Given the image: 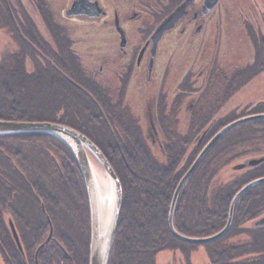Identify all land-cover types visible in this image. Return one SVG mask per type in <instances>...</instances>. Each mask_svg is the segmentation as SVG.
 <instances>
[{
    "label": "trees",
    "instance_id": "1",
    "mask_svg": "<svg viewBox=\"0 0 264 264\" xmlns=\"http://www.w3.org/2000/svg\"><path fill=\"white\" fill-rule=\"evenodd\" d=\"M1 1L4 26L12 29L23 48L0 59V118L71 125L87 134L108 156L124 188L109 264H156V255L167 249L181 250L184 261L193 264L192 252L199 245L206 246L210 264H264V225L248 223L264 213V183L240 197L233 224L223 237L203 244L176 237L168 224L171 198L206 143H195L193 152L187 151L192 140H179L176 146L171 143L168 161L161 163L147 141H113L111 125L107 118H100L97 105L107 108L108 93H95L98 87L75 53L69 34L56 31V43L48 41L23 9L20 32L33 44L36 40L37 48L24 46L28 45L26 39L17 31L5 0ZM14 14L17 17L16 11ZM51 19L47 20L49 28L57 25L53 15ZM262 52L256 74L264 71ZM245 73L244 83L253 75L250 69ZM236 90L234 77L218 102L209 106L208 118L192 126L194 136L207 129L210 138L228 122L247 114L232 110L219 115ZM253 108L247 112L264 111V100ZM260 156H264V119L250 120L228 131L182 188L174 214L176 228L190 236L221 230L234 194L250 180L264 176V161L237 170L228 178L218 176L233 162ZM10 219L23 250L14 239ZM51 231V239L39 249ZM90 235L87 190L69 148L41 132L0 135V249L9 253L8 264H89Z\"/></svg>",
    "mask_w": 264,
    "mask_h": 264
},
{
    "label": "flooded vegetation",
    "instance_id": "2",
    "mask_svg": "<svg viewBox=\"0 0 264 264\" xmlns=\"http://www.w3.org/2000/svg\"><path fill=\"white\" fill-rule=\"evenodd\" d=\"M185 1L65 0L61 9L62 17H65L64 13L74 4L82 2L80 13L67 17L81 22H76V32L75 29H71L73 25L63 23L61 20L53 28H48V32L53 35V40L47 39L48 41L56 43L55 32L65 31L69 34L72 45L75 41L76 45H81L80 49L74 50L82 61L83 51H88L90 47L96 48L90 56L94 71L90 72L88 69L87 71L98 87L99 91L95 89V93L97 95L101 91L108 93L107 108L97 105L100 118H107L108 124L111 125L112 140H125L128 143L147 141L153 153L159 151L166 156L162 161L165 163L168 161L170 138L172 144L179 140L183 142L192 140L190 145L192 152L196 144L200 146L202 143L197 137L198 134L194 136L191 132V128L201 125L204 119L208 118L209 106L207 108L204 106L203 112L196 109L201 104L199 92L203 90L202 85L197 86L196 82L201 80L208 83L211 77L219 72L230 76L227 74L229 65L226 59L234 58L235 55L237 59L243 51V45L239 40L231 37L230 23H227L230 8H233L231 0H192L184 9L182 16L164 32L153 53L152 35L155 30ZM251 1L254 7L249 5L247 0L245 2L240 0V5L244 7H240V11L245 14L241 30L244 32V39L254 51L249 60L247 59L245 63L240 62L232 71L236 72L237 90L234 95L244 90L259 74L254 73V70L257 68L259 54L264 46V0ZM247 9L249 13L245 12ZM257 11L261 22L253 23L252 15ZM20 30L17 28L24 37ZM164 46L170 48L167 54L163 52ZM229 46L234 48L233 55L227 51ZM219 50L221 61L220 52L217 54ZM179 51L193 53L186 66L185 62L178 64H182V70L184 66L186 67L180 82L178 80L181 73L175 71V64L179 60L175 52L178 54ZM161 52L163 55H160ZM249 69L253 75L244 83L245 71ZM173 78L175 81L169 82V79ZM185 80L188 86L182 89L181 84ZM174 84L176 86H173ZM227 86L228 83L224 92L227 91ZM197 94L199 95L196 98ZM204 103L207 104L205 99L203 105ZM253 103V106H257L260 102ZM186 108H191L193 112L180 118L181 110ZM172 114L174 119L170 126H176L178 129L186 127V130H178L176 135H168L166 132L167 120ZM262 216L264 213L260 217ZM260 217L248 223L256 225ZM14 239L16 240L15 237ZM0 253L3 255L2 251ZM5 254L9 255L7 251ZM5 261L8 264L6 257ZM178 264H187L183 253L182 261Z\"/></svg>",
    "mask_w": 264,
    "mask_h": 264
},
{
    "label": "water",
    "instance_id": "3",
    "mask_svg": "<svg viewBox=\"0 0 264 264\" xmlns=\"http://www.w3.org/2000/svg\"><path fill=\"white\" fill-rule=\"evenodd\" d=\"M191 1L192 0H186L178 9H176L173 13H171V15H169L157 27L154 34L152 35V39L154 40L152 47L153 53L156 51L157 43L163 36L164 32L170 27V25H172L178 18L182 16L184 9ZM6 3L10 12L12 13L11 7L9 5V1L6 0ZM81 5L82 2L81 3L79 2L78 4H74L67 11V15L69 16L78 15L80 13ZM96 15L98 16V14ZM255 119H264V112L242 116L240 118L231 121L230 123L224 125L221 129H219L216 132V134L212 137L210 142L207 143L203 147V149L199 152L195 160L192 162L191 166L188 168V170L179 180L176 189L174 191L168 213L169 228L171 232L179 239L191 243L203 244L223 237L230 230L233 224L236 205L240 197L249 189L264 183V176H260L250 180L236 191L230 202L228 220L225 226L214 234L207 236H190L181 233L174 224V214H175L177 201L179 199L181 190L185 182L188 180L191 174L195 171V169L199 166V164L202 162V160L205 158L208 152L212 149V147L218 142V140L222 136H224L232 128L244 122ZM25 132H41L54 136L58 138L61 142H63L74 155L82 171V175L84 178L87 195H88L89 208H90L91 238H90L89 264H109L112 245L115 236V230L118 224V219L122 207L123 193H124L121 179L118 173L116 172L115 168L113 167L111 161L108 159L104 151L94 140H92L87 134L83 133L82 131L71 125L58 121L53 122L47 120H23V119L0 118V135L25 133ZM90 153L95 155V157L102 164L104 170L106 171L109 179V188L105 187L104 184L101 181H99V178L97 177V174L95 172L91 160ZM263 161H264V156L253 157L249 159L247 162L237 164L236 168L241 169L245 166L246 167L255 166ZM101 187H105L104 190L107 191L106 193H108L109 196L112 193L111 203L106 204L103 201L104 194L100 192ZM102 202L105 204H103ZM256 225H264V216L257 219ZM10 226L20 248L22 249V244L19 238V234L14 225V222L11 219H10ZM51 237H52V231L42 245L47 243L51 239Z\"/></svg>",
    "mask_w": 264,
    "mask_h": 264
},
{
    "label": "rangeland",
    "instance_id": "4",
    "mask_svg": "<svg viewBox=\"0 0 264 264\" xmlns=\"http://www.w3.org/2000/svg\"><path fill=\"white\" fill-rule=\"evenodd\" d=\"M8 1L10 3L9 4L10 7L12 8V13H10L12 16V19H15L17 22L16 28L21 29V27H20L21 25H19V23L21 22L20 16L23 18V16H24L23 9H25V10H27V13H29L31 15V18L35 20V23H37L39 30L41 32H43L46 39H49L51 41L53 40V35L51 32H48L49 26L47 25V23H48L47 20H52L51 19L52 15L54 16V18L57 22H60V20H61V22H63V23H66L68 25H73L71 29H75V32L77 30L76 22L81 23L79 21L68 19L67 17H69V18L71 17V16L67 15L68 10L64 13L65 17H62V10L61 9L64 6L65 0H8ZM241 1L245 2V0H241ZM247 2L249 5H252L254 7L251 0H247ZM37 3H39L40 5L38 4V6H37ZM230 3H231V6L233 8L232 9L230 8L229 18H228L229 20H227V23H230V29L229 30H231V37H233L236 41L239 40V43H241L243 45L242 54L237 59H236V55L234 58L232 57L230 59H226L228 61V65H229V67H228L229 69L227 68L228 69L227 74L230 76H233L232 71L235 69L236 65H238L240 62L245 63L247 61V59L249 60V58L253 54L254 48L252 46H250L247 43V41L244 39V37H245L244 32L241 30L242 26H243L242 25L243 20L245 19V14L240 11V7H243V5H240L241 4L240 0H231ZM258 4L262 5L261 2H258ZM2 7H3V2L0 0V59L4 58L5 56H8L9 54H11L13 52H15L18 48H21V47L23 48L21 41L16 40V37L14 36L12 29L10 27L4 26L7 24H6L5 18H3L4 14L1 15ZM229 7H230V5H229ZM248 10L249 9L245 10V12L249 13ZM14 11L17 12V17L15 15L16 13L14 14ZM252 22L253 23L254 22H261V17L259 15L258 11L255 12L254 15H252ZM79 29H80V27H79ZM71 31H72V35H73V30H71ZM75 36L77 37L78 33H77V35L75 34ZM26 42L28 45H24V46L30 47L31 49L33 48L34 50L37 48L36 47L37 46L36 40H35V44H33L34 41H32V40L30 41V39H28L26 37ZM73 46L76 50L81 48V45H76V41L74 42ZM238 46H239V48L241 47L240 45H238ZM223 49H224V47H223ZM169 50H170V48L164 46V51H163L164 54H167ZM233 50H234V48L229 46L227 51L229 52V54L233 55V53H234V52H232ZM262 50H263L262 54L264 57V46L262 47ZM88 51H90V52H88ZM88 51H83V53L81 54V56L83 55V57H84L83 58L84 61H82L81 58L80 59H81L83 65L86 66L87 69L90 70V72H92V70L94 71V65L92 64V62L90 60V56H91V54H93L96 51V48L90 47ZM163 52H161L160 55H163ZM219 52H220V50L218 51L217 54H219ZM192 54H193L192 52L189 53L187 51L186 52L185 51H183V52L179 51L178 54L175 52V56H177V57L179 56V60L175 64L176 68L174 66L175 71L178 72L179 74L181 73L179 75V77H180L178 80L179 82L182 78V74L184 73V70L186 69L185 66L189 63V61L192 58V56H191ZM35 55H36V53H35ZM172 55H174V54H172ZM220 56H221V52L219 54V61L222 60V58L220 60ZM180 62H185L184 63L185 64L184 70H182L183 69L181 66L182 64L178 65ZM29 66L31 68V65H29ZM180 66H181V68H180ZM234 77H236V76L229 77V76L223 75L219 72L217 75L212 76L208 83H204V81H201V80L197 81L196 85L197 86L202 85V89L204 91L202 90L201 92H199L200 95L199 94L195 95L196 98L199 95L198 98H200V101H201V104L198 105L196 107V109L201 110V112H203V109L205 108L204 106H206V108H207V106H210L211 104H216L218 102V96L223 95L228 81ZM174 78L169 79V82H174L175 81ZM181 85H182V87H181L182 89L187 88L185 86H188V83L185 80L182 82ZM173 86H176V84H174ZM157 92H158V90H157ZM157 92H156V94H157ZM152 94H154V93H152ZM204 99H205L207 104L204 103V105H203ZM263 100H264V71L259 72L257 77L255 79H253L251 81V83L249 85H247V87L244 90H241L239 93L232 96V98H230L229 101L222 106V108L220 109L221 112L219 113V115H222L225 112L226 113L232 112V110H235L238 113H242V112L247 113L245 115L255 114V113H249L252 111V109H254L253 108V105H254L253 102H258V101L262 102ZM249 102L251 104H249ZM212 109H213V107H212ZM247 111H249V112H247ZM192 112H193V110L191 108H188V109L186 108V109L181 110L179 116H180V118H184V116L189 115ZM260 112H264V111H260ZM173 115L174 114L170 115L171 118L169 117L167 120L168 131H166V132L169 133L168 135H176L178 130L179 131L180 130H186V127H182V128L179 127V129H178V127H176V126H170L171 121H173V119H174ZM245 115H242V116H245ZM242 116H240V117H242ZM240 117H238V118H240ZM235 119H237V118H235ZM182 122H183V119H182ZM230 122H228V123H230ZM170 141L172 143L171 138H170ZM173 144H175V146H176L178 144V142L177 143L173 142ZM176 148L178 151V147H176ZM187 151L188 152L192 151L191 146H189ZM154 156L161 163H165V161L162 162L166 157L164 154L160 153L159 151H155ZM94 158L96 161V168L100 172L101 177L104 178V179H102L101 182L103 184L109 185V179H108L106 171L104 170L102 164L98 161V159L95 156H94ZM248 158L251 159L253 157H248ZM248 158H242L239 160L240 162H238V163L233 162L232 164L228 165V167H226L224 170L222 169V171L218 177L224 179L225 177L228 178L233 174L234 175L237 174L238 173L237 170H242V169L246 168V166L240 169V168H236V165L239 163L247 162L249 160ZM13 236H14V234H13ZM43 243H41L38 246V248ZM42 247H43V245L40 248H42ZM8 249H9V251L11 250V248H8ZM1 251H2L3 255L0 253V264H7L5 261V257L9 258L8 254H5L4 250H1ZM156 256H157L156 264H178V262L181 263V261H182V253L179 250H168V249L163 250L160 253H158ZM191 259H192L193 264H210L209 254L206 250V246L205 245H199L197 248H195V250L192 252Z\"/></svg>",
    "mask_w": 264,
    "mask_h": 264
},
{
    "label": "bare ground",
    "instance_id": "5",
    "mask_svg": "<svg viewBox=\"0 0 264 264\" xmlns=\"http://www.w3.org/2000/svg\"><path fill=\"white\" fill-rule=\"evenodd\" d=\"M10 4V3H9ZM181 6V5H180ZM42 52V51H41ZM43 58H47L48 60H50L51 61V58H49L48 56H46L45 54H43ZM84 67H86V66H84ZM86 69H87V67H86ZM23 120H29V119H23ZM31 120H39V119H31ZM47 121H53V120H47ZM53 122H56V121H53ZM207 129H203L202 130V132H200L199 134H198V138H199V140H201L202 142H205L206 144L207 143H209L210 142V140L212 139V137L216 134H214L213 136H211L210 138H207ZM205 144V145H206ZM204 145V146H205ZM203 146V147H204ZM203 147H202V149H203ZM201 149V150H202ZM114 150H118L117 148H114ZM105 153V152H104ZM106 155V154H105ZM90 156H91V160H92V163H93V166H94V169H95V172H96V174H97V177L99 178V181H102V179H104V178H102L101 177V174H100V172L98 171V169L96 168V161H95V158H94V154H91L90 153ZM107 156V155H106ZM108 157V156H107ZM79 169H80V171H81V168L79 167ZM81 174H82V171H81ZM187 182V181H186ZM186 182H185V184H186ZM105 183V182H104ZM184 184V185H185ZM104 186L105 187H108L109 188V185H107V184H104ZM105 187H101V190H100V192L102 193V194H104L103 195V201L106 203V204H108V203H111V197H112V193H111V195L109 196V194L108 193H106L107 191H105L104 190V188ZM184 187V186H183ZM176 189V188H175ZM123 190H124V188H123ZM124 194V193H123ZM174 194V193H173ZM172 198H173V195H172ZM172 198H171V201H172ZM122 202H123V200H122ZM103 203V202H102ZM105 203H103V204H105ZM177 203H178V201H177ZM170 205H171V202H170ZM106 206H108V205H106ZM176 207H177V204H176ZM175 211H176V209H175ZM120 213H121V211H120ZM119 217H120V215H119ZM118 222H119V219H118ZM51 225H52V223H51ZM117 226H118V224H117ZM116 231H117V227H116V230H115V234H116ZM37 256V255H36Z\"/></svg>",
    "mask_w": 264,
    "mask_h": 264
}]
</instances>
